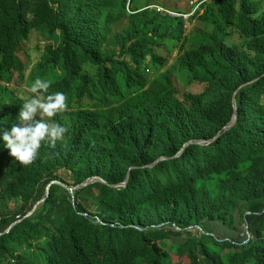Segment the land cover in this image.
Segmentation results:
<instances>
[{"label": "trees", "instance_id": "1", "mask_svg": "<svg viewBox=\"0 0 264 264\" xmlns=\"http://www.w3.org/2000/svg\"><path fill=\"white\" fill-rule=\"evenodd\" d=\"M142 8L0 0V231L52 181H105L74 197L52 185L37 211L0 235V264H174L171 253L188 264H264V76L238 91L235 126L200 144L231 121L234 92L264 73V0L206 1L188 35L183 18ZM33 30L45 45L24 73L15 51ZM174 51L167 66L162 53ZM13 69L19 83L28 75L29 83L52 81L49 93L77 107L52 118L68 132L54 148L42 143L27 166L5 155L2 139L24 102L18 86L1 81ZM175 72L203 90L180 98ZM161 157L169 159L146 167ZM133 166L126 187L111 186ZM236 205L242 234L233 227Z\"/></svg>", "mask_w": 264, "mask_h": 264}, {"label": "clouds", "instance_id": "2", "mask_svg": "<svg viewBox=\"0 0 264 264\" xmlns=\"http://www.w3.org/2000/svg\"><path fill=\"white\" fill-rule=\"evenodd\" d=\"M206 1H208V0H190L188 11L185 12V10L180 9V11H182V15L180 17H177V18H183L184 19L185 24H186L185 28H186L187 32L189 31L187 33V35L190 33V31L194 27V24L196 23L195 22L194 24H191V19L203 12V4ZM177 3L181 4V2H177ZM134 6H136L137 8L143 7L142 10L156 9L157 12H159L163 15H168L166 13V10L170 9V7H167L161 3H154V4L147 6V4L143 3L141 0H135ZM170 16L174 17V15H170ZM189 25H190V29H189ZM42 40H43V38H42ZM21 45H22V43H21ZM44 45H45V41L43 40V45H41V46L43 47ZM18 49H20V48L16 49V51H15L16 54H17ZM174 53H176V55H177L176 51L172 52L171 54H167V55L172 56ZM17 56H18V54H17ZM166 59H167V61H166L167 66H168V58H166ZM174 60H175V57H174ZM19 62L21 65L24 66L23 67L24 73L26 72V69H28L30 67V65L32 64L31 61L24 63L20 59V57H19ZM175 74L177 75L178 79L181 80L178 73L175 72ZM21 77H22V75L18 72V70L13 69V76H12V79L10 81L7 82L4 80H1L4 83H8L10 85H16L18 87H20L21 84L26 85L25 89H19L18 88V90H19L18 95H20V97H22L23 101H24L22 103V106H21V108L19 110V114H18L19 123L17 124L14 121H11L8 123V121H5L6 122L4 124L5 130L3 131L2 139L5 143V147L10 150L9 154L12 157H14L17 161H19L22 166H27V165L33 164L36 161V159L39 155V149L41 148L42 143L47 142L51 147L54 148L56 146L57 141H62L65 137V134L68 132V129L65 126H63L59 122L54 121L52 118L56 117L58 114L63 116V114L68 112V111L73 112L76 110L77 107L75 109L70 110L69 104H68L69 97L66 96V94H64L63 92L56 91V92L49 93V89L51 87L52 81L37 77L32 83H29L28 82L29 75H28V76H26L25 82L19 83ZM258 80H260V79H258ZM258 80H256V81H258ZM256 81H254V82H256ZM254 82H252V83H254ZM252 83H249V84H252ZM249 84H247V85H249ZM236 101H237V96H236ZM36 118H39V119H36ZM232 118H233V116H232ZM237 118H238V113H237ZM208 141H210V140H208ZM208 141H202V142H200V144H207ZM190 142H192L191 144L195 143L194 141H190ZM190 142H187V143H190ZM185 150H186V148H185ZM180 152L177 154V157L180 156L179 155ZM161 161H163V160H161ZM161 161H159V162H161ZM154 163H152V164H154ZM152 164H150V165H152ZM147 166H149V165H147ZM148 168H150V167H148ZM134 169H138V167H135ZM134 169H132V170H134ZM130 174H131V172H130ZM97 178H100V177H97ZM58 182H60V181H58ZM61 183H63V182H61ZM55 184H57V183H52L50 185V187L52 185H55ZM48 187H49V185H48ZM50 187H49V195H50ZM118 187H120V186H118ZM46 197H47V190H46V196L44 198H46ZM45 202H43L42 204H44ZM42 204H40L38 206V208ZM34 205H33V207H34ZM18 219H20V218H18ZM2 232H4V231H2Z\"/></svg>", "mask_w": 264, "mask_h": 264}, {"label": "rangeland", "instance_id": "3", "mask_svg": "<svg viewBox=\"0 0 264 264\" xmlns=\"http://www.w3.org/2000/svg\"><path fill=\"white\" fill-rule=\"evenodd\" d=\"M177 2H182L177 3ZM176 3H171L169 4L170 7H176L182 10H188L189 9V2L190 0H178ZM188 8V9H186ZM198 25V22L195 23ZM190 29V25H189ZM43 45V40L42 38L38 35L36 31H32L30 37L22 42V45L20 49H18L17 54L20 57V59L24 62L27 63L29 61L34 62L38 56H39V50L38 48ZM164 57L168 58V66H171L174 62V57L176 53H174L172 56L167 55V53H162ZM180 78L187 76L188 75L184 72H177ZM152 74V72H150ZM174 84L177 87L178 90V96L180 98H183L185 94L188 93H198L201 92L204 88V85H199L198 83H194L192 85H186L183 81L179 80L178 78L174 77ZM26 85L21 84L19 89H25ZM61 175L66 177L65 172H61ZM15 201H10L9 204L14 205ZM240 213L238 211L237 205L235 206L234 210V217H233V227L236 229V231L240 234H242L244 230V226L241 224L240 220ZM224 234V233H222ZM169 244V242H168ZM172 256V261L174 264H188V259L185 257H178L174 254L171 253ZM14 261H17V259H14ZM25 264V263H23Z\"/></svg>", "mask_w": 264, "mask_h": 264}, {"label": "water", "instance_id": "4", "mask_svg": "<svg viewBox=\"0 0 264 264\" xmlns=\"http://www.w3.org/2000/svg\"><path fill=\"white\" fill-rule=\"evenodd\" d=\"M263 75H264V73H263L262 75L256 77L255 79L250 80V81L244 83L243 85H241V86H240V87L234 92L233 97H232L233 107H234L233 118L231 119L230 123L227 124V125L221 130V131H219V133L217 134L216 137H214L212 140L208 141L207 144H210V143L216 141V140H217L218 138H220L223 134H225L227 131H229L230 129H232V128L234 127V125H235V123H236V120H237V101H236V96H237L238 91H239L241 88L245 87V85H247V84H249V83H252V82H254V81L260 79ZM191 143H192V142L185 144L179 155H181L182 152L185 150L186 146H188V145L191 144ZM166 159H168V158H165V157L159 158L154 164L149 165V166H147V167L153 168V167H154L159 161H161V160H166ZM134 168H135V167H131V168H130V170H129V172L127 173V176H126V179H125L124 182H122V183H120V184H118V185H111V186H112V187H118V186L126 187L127 184H128V182H129V180H130V172H131L132 169H134ZM97 182L105 183V181H104L103 179H100V178H97V177H93L92 179H89V180H87L86 182H83L81 185H77V186H75V187H71V186H69V185H66V184L61 183V182H58V181H53V182H51V183L49 184V187H50V185H51L52 183H57V184H59L61 187H63V188H65L66 190H68V191L71 193V195L74 197V193H75V191L79 190L81 187H86V186H89V185L94 184V183H97ZM49 187L47 188V197L49 196ZM47 197H46V198H43L41 201L39 200V201L34 205V207H33V208H32V209H31V210H30V211H29L24 217H22V218H20V219H18V220H16V221H14L13 223H11V224L9 225V227H8L4 232H0V235H1V234H4V233H6V232H9L10 229H11L16 223L20 222L23 218H25V217H27V216H30V215H32L35 211H37L38 206H39L40 204H42L43 202H45V201L47 200ZM247 229H248V228H247Z\"/></svg>", "mask_w": 264, "mask_h": 264}, {"label": "bare ground", "instance_id": "5", "mask_svg": "<svg viewBox=\"0 0 264 264\" xmlns=\"http://www.w3.org/2000/svg\"><path fill=\"white\" fill-rule=\"evenodd\" d=\"M211 0H208V2H210ZM135 3V0H128V6L130 7V6H132V4H134ZM172 3H176V2H172ZM182 3V2H181ZM169 4H171V3H169ZM169 4H167V5H169ZM186 9H188V8H186ZM172 10V11H171ZM186 11H188V10H185V12ZM166 13L168 14V15H174V17L175 18H177V17H180L181 15H182V11H180V9L179 8H176V7H174V9H167L166 10ZM239 19H241V17L239 16ZM196 22H198V20L196 21ZM158 71V69H156V72ZM165 71V69H162L160 72L162 73V72H164ZM76 119V117L75 118H69V119H67L66 118V120H67V123H69V124H71L72 122H74V120ZM93 120H95V119H93ZM230 123V122H229ZM228 123V124H229ZM219 133V132H218ZM217 133V134H218ZM217 136V135H216ZM215 136V137H216ZM5 155L6 156H8L9 155V153L8 152H6L5 153ZM89 179H92V178H88V180ZM248 228V227H247Z\"/></svg>", "mask_w": 264, "mask_h": 264}]
</instances>
